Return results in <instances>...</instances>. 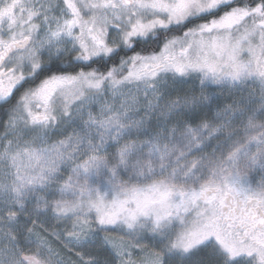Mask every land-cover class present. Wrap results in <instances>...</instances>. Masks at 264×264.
Here are the masks:
<instances>
[{
  "label": "snow or ice",
  "instance_id": "obj_1",
  "mask_svg": "<svg viewBox=\"0 0 264 264\" xmlns=\"http://www.w3.org/2000/svg\"><path fill=\"white\" fill-rule=\"evenodd\" d=\"M0 264H264V0H0Z\"/></svg>",
  "mask_w": 264,
  "mask_h": 264
},
{
  "label": "rangeland",
  "instance_id": "obj_2",
  "mask_svg": "<svg viewBox=\"0 0 264 264\" xmlns=\"http://www.w3.org/2000/svg\"><path fill=\"white\" fill-rule=\"evenodd\" d=\"M259 177H257V179H258Z\"/></svg>",
  "mask_w": 264,
  "mask_h": 264
}]
</instances>
